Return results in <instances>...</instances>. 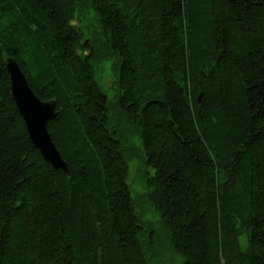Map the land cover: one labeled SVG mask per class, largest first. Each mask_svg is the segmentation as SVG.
Listing matches in <instances>:
<instances>
[{
  "label": "trees",
  "instance_id": "trees-1",
  "mask_svg": "<svg viewBox=\"0 0 264 264\" xmlns=\"http://www.w3.org/2000/svg\"><path fill=\"white\" fill-rule=\"evenodd\" d=\"M8 58L54 101L69 175L31 143ZM161 233L182 264H264V0H0V264H154Z\"/></svg>",
  "mask_w": 264,
  "mask_h": 264
},
{
  "label": "water",
  "instance_id": "water-1",
  "mask_svg": "<svg viewBox=\"0 0 264 264\" xmlns=\"http://www.w3.org/2000/svg\"><path fill=\"white\" fill-rule=\"evenodd\" d=\"M6 69L10 79L11 97L25 123L31 143L54 171L60 170L65 175H69L67 165L47 128L48 122L57 114L54 101H43L34 94L15 59H7Z\"/></svg>",
  "mask_w": 264,
  "mask_h": 264
},
{
  "label": "rangeland",
  "instance_id": "rangeland-1",
  "mask_svg": "<svg viewBox=\"0 0 264 264\" xmlns=\"http://www.w3.org/2000/svg\"><path fill=\"white\" fill-rule=\"evenodd\" d=\"M98 77L101 79L102 90L108 98H111L110 84L112 82V73L108 70L109 65L103 64L99 67ZM136 148H141L139 142L134 143ZM136 151V150H135ZM129 178L128 182L131 186V191L137 198L136 206L142 214V221L146 226H157L160 221L159 214L154 208L145 201V178L153 174V169L149 166H139V161L134 158L128 161ZM154 264H182V258L168 245L164 234L161 233L153 240L152 250Z\"/></svg>",
  "mask_w": 264,
  "mask_h": 264
},
{
  "label": "bare ground",
  "instance_id": "bare-ground-1",
  "mask_svg": "<svg viewBox=\"0 0 264 264\" xmlns=\"http://www.w3.org/2000/svg\"><path fill=\"white\" fill-rule=\"evenodd\" d=\"M11 93V92H10ZM13 100V99H12ZM14 101V100H13ZM15 103V102H14ZM15 106H16V104H15ZM17 108V107H16ZM17 111H18V109H17ZM19 113V112H18ZM20 115V114H19ZM20 117H21V115H20ZM22 118V117H21ZM23 120V119H22ZM23 123H24V121H23ZM24 125H25V123H24ZM25 128H26V126H25ZM27 131V130H26ZM27 134H28V132H27ZM28 137H29V135H28ZM65 161V160H64ZM66 163V162H65ZM128 180V179H127ZM127 183L129 184V182L127 181Z\"/></svg>",
  "mask_w": 264,
  "mask_h": 264
}]
</instances>
